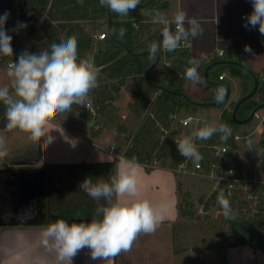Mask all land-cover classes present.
<instances>
[{"label": "trees", "instance_id": "16d2710c", "mask_svg": "<svg viewBox=\"0 0 264 264\" xmlns=\"http://www.w3.org/2000/svg\"><path fill=\"white\" fill-rule=\"evenodd\" d=\"M159 4V0H142L137 8L159 6ZM5 12L10 14L7 22L9 19L24 22L27 27L23 30L29 33L34 32L37 23L47 17L54 23L58 33L65 35L66 39L76 36L80 57L94 55L95 64L99 69V86L89 95V101L95 112L85 109L84 106L81 107L84 110L82 115L84 130L91 137H98L105 130H115L125 135L127 146L119 150L123 151L122 156L125 160L135 159L139 164H152L156 160L158 167L175 168L185 159L180 155L174 139L184 136L186 132L190 135L193 130L188 134L187 126H182L178 117L194 113L202 107L196 103L197 101H216L215 92L218 87H223L226 95L227 89L222 79H219L223 67H230L234 75L242 77L243 96L253 90L257 80L258 87L255 93L240 103L235 117L233 109L236 104L223 111L220 123L227 124L232 130L226 142L222 143L218 135H214L209 140L195 141L203 156L200 162L203 163L205 170L209 169L211 162H215L219 165L220 172L225 173L233 168L234 175L244 178L235 138L236 128L240 125V121L247 119L257 106L264 103V75L254 72V76L243 66L230 63V60L244 62L243 58L233 57L235 53H229L227 57H214L220 59L223 67L218 71L216 83L209 85L212 93L202 99H188L184 88L185 69L190 66L188 54L186 52L175 54L172 57L171 69L166 68L162 63L160 72L155 71L156 64L162 61V56L159 52L156 62L151 64L148 60V44L160 41L159 30L151 22L140 21L134 10L130 11L128 16H119L102 7L99 0H21L18 3L15 0H0V15ZM134 23L138 26L136 27ZM14 28L16 27L5 28L12 37L13 48L12 57H3L2 61L5 65L8 62H15L24 51L39 53L37 48L28 49L24 46L23 33L20 30L13 31ZM120 28L126 29L123 39L112 34L113 29L118 31ZM97 31H106V37L103 39L95 37ZM261 39L264 43V35H261ZM221 59L225 60L221 61ZM179 72L183 76H180ZM128 80H132L135 84L136 98L129 102L127 110L141 120L135 132L127 126L121 108L115 104ZM226 101L215 106L222 107ZM5 111L6 106L0 102L1 128L7 125ZM90 121H94V124L90 125ZM96 122H100L97 127ZM217 144L228 149L223 157L214 152L213 146ZM261 145L264 147V143L261 142ZM120 162L119 158H115L112 162L98 164L107 182L115 175L114 170ZM57 167L66 169L70 176L82 180L95 176L91 172L94 168L88 163L58 164ZM146 168L148 171L154 169ZM177 191L179 198H182L177 205L180 216L186 219H200L191 192L183 189L180 180ZM219 192L221 191L216 189L207 199L199 200L202 211L206 214V220L211 219L208 213L212 208L217 206L220 208L217 202ZM223 192L230 201L232 216L229 218L224 215L222 220L229 226L233 235L237 236L235 243L249 245L264 252V183L247 181L243 185L237 184L230 191ZM57 210L58 208L55 207L50 210L49 223L59 220L58 214H55Z\"/></svg>", "mask_w": 264, "mask_h": 264}, {"label": "crops", "instance_id": "0c3cea01", "mask_svg": "<svg viewBox=\"0 0 264 264\" xmlns=\"http://www.w3.org/2000/svg\"><path fill=\"white\" fill-rule=\"evenodd\" d=\"M159 3V6L136 8L134 11L139 17V9L163 7L165 9L164 15L169 19H172L177 12L183 11L188 19L197 20L203 29L202 35L195 38L189 36L186 39L189 42L188 47L179 51V53L186 52L190 61L195 62L199 77L203 81V83H193L187 79L185 80L184 88L188 98L202 99L212 93L209 85L216 83L218 71L223 67L220 59H214V57L219 58L218 51L220 50L224 51L222 56L227 57L229 53H235L237 55L234 54L232 55L233 57L245 60V63L235 60H230V63L236 65L244 64L253 73L257 72L262 76L264 75V43L261 39V34L258 28L252 29L243 26L245 23L244 17L252 11V5L249 0H159ZM140 21L153 23L152 19ZM154 26L159 30L160 34L161 25L154 24ZM95 37H97V34ZM246 45L251 49L250 52H245ZM2 60L1 64L4 67H8L11 63L8 62L5 65ZM162 63L163 61L156 64L155 68L157 69L155 71L160 72L159 68L163 65ZM221 74H224L222 83L229 90V96L222 107L216 106L218 112L215 118L219 120V123L223 111L231 108L233 104H236L243 97L242 77L234 75L230 67H223L219 76ZM128 82L130 85L127 93L129 100L126 106L122 109L117 105V101L115 102L121 108L126 124L128 118L132 116L130 111L127 110V106L129 102L136 98L134 94L135 84L132 80L126 82L119 98L123 93H126L125 89H127ZM197 102L204 103L205 101ZM215 105H200L202 107L194 113L183 114L178 117V121L186 116H192L193 120L189 127H194L195 130L199 126H203L202 121L210 118L206 114L201 115L199 110L204 107H215ZM81 107H79L80 127L83 125L82 115L84 113ZM85 109L87 108L85 107ZM257 112L260 113L259 110ZM252 119H256L257 123L254 126H246L247 134L259 132L263 139L264 121L255 116ZM252 119L247 122L240 121L236 131L242 125H249L248 123ZM139 121L141 122L140 119ZM93 123L94 121H90L89 124ZM71 126V123L59 113L47 126V135L51 137L50 140L47 137L42 138L38 145L29 144L19 151H16L9 143V141H12L11 134L4 135V139L8 140L7 142L5 141L8 155L0 158L5 162V166L0 167V264H67L66 261H58L56 253L49 248H45L42 243V233L48 225L56 222H48L50 210L53 207L58 208L55 213L58 214L57 218L61 217L59 214L61 205L58 203L60 185L56 182L58 181L60 184L66 175L73 179L75 183H82L84 180L70 176L66 169L57 167V165L69 163L91 164L92 168H94L91 172L95 176L88 178L93 183L100 179L107 182L98 164L112 162L115 158H119L118 155L123 154V151L118 148V145L121 146L119 143L104 141V146L95 143L94 140L102 139L101 137L106 130L98 137H91L85 132L84 127L81 129L79 127L74 131ZM127 126L129 127L128 124ZM58 134L62 136L60 140L54 142V138ZM185 135H187V132ZM12 136L15 137L14 134ZM236 136H238L237 133ZM0 137H3L1 132ZM238 137L240 138V136ZM246 138H248L247 135ZM262 139L261 142L263 143ZM112 148H114L113 151L111 150ZM122 160L125 159H120V161ZM139 165L140 168L137 175L138 197L150 201L148 198L153 195V200L150 202L167 205V211L161 224L172 225V223L183 219L177 209L176 174L167 167H156L148 171L145 165ZM117 166L114 170L115 174ZM29 175L31 176L28 179ZM22 177L26 178L23 179ZM67 184L70 187L73 186L70 182ZM76 186L74 185L73 187L76 189ZM71 199H73V196L70 197ZM34 217L37 218L34 220ZM63 220L70 224L82 221L90 222L88 219ZM200 243L203 249L207 246L201 240ZM226 247L227 256L223 259L224 264H264V252L260 249H254L249 245H238L235 242L228 243ZM194 259L197 261L195 264H206L203 262L207 261L205 257L194 256L193 259L189 260L190 263ZM119 261V264H189L185 263V258H177L176 256L164 258L148 256L123 257ZM213 261L216 263L217 259ZM116 263L117 258L115 257L112 264ZM72 264H103V262L101 260L93 261L90 258L89 250L83 249L73 258Z\"/></svg>", "mask_w": 264, "mask_h": 264}, {"label": "clouds", "instance_id": "9594fccd", "mask_svg": "<svg viewBox=\"0 0 264 264\" xmlns=\"http://www.w3.org/2000/svg\"><path fill=\"white\" fill-rule=\"evenodd\" d=\"M252 5L250 14L244 17L245 28H258L264 35V0H249ZM102 7L119 16H128L142 0H99ZM9 13L0 15V57H12V37L7 33L5 24ZM154 24L161 25L160 41L148 44V60L155 63L161 50L172 52L181 46L189 36L195 38L203 34V29L195 19H188L183 11L177 12L172 19L160 11L152 17ZM24 22H17L13 31L26 28ZM112 34L123 39L125 28ZM245 52H250L245 46ZM185 69L184 78L193 83H203L194 61ZM8 86L0 87V102L6 106V127L27 133L28 138L40 142L47 135V126L57 114L71 111L73 105L87 106L92 90L99 86V69L93 54L80 57L76 36L61 43H52L49 50L39 53L22 52L15 62L8 65ZM225 89L218 87L216 101L223 102ZM232 134L231 128L224 123L218 125L203 122L190 135L176 140L180 155L192 161L197 167L203 159L195 141H205L218 135L226 142ZM8 150L3 137H0V158L7 157ZM140 165L133 160H122L117 172L109 182L93 183L85 178L80 188L93 200L103 201L96 208V215L90 222L68 223L63 219L48 225L42 233L45 248L56 253L60 262L72 264L73 258L83 249H88L90 258L101 260L103 264L112 261L122 252L129 251L137 237L154 232L164 219L167 205L153 204L138 197L137 175ZM217 202L223 214L231 218L230 201L223 191L217 195Z\"/></svg>", "mask_w": 264, "mask_h": 264}, {"label": "rangeland", "instance_id": "374dc122", "mask_svg": "<svg viewBox=\"0 0 264 264\" xmlns=\"http://www.w3.org/2000/svg\"><path fill=\"white\" fill-rule=\"evenodd\" d=\"M15 1L18 3L21 0ZM157 10L164 14L165 9L163 7H155L154 9H139L138 12L140 16L138 19H152L154 12ZM53 24L54 23L47 17H44L37 23V29L34 32L29 33L23 29H20V31L23 33L22 44L28 49L33 47L37 48L40 52L41 50L50 51V46L52 43H61L62 41L67 40L64 37L65 35H60L58 33L57 28ZM16 25L17 21L9 19V21L5 24V28L11 26L16 27ZM99 33H101V31H97L95 35H98ZM7 69L8 67H4L0 60V87L8 86L11 90V80L7 76ZM129 86L130 85L128 82L127 89H125L126 93H123L116 102L117 105L122 109L126 106V103L129 100L127 96ZM79 107L80 105H73L71 111L60 113L64 116V119L71 123V129L74 131L80 127ZM259 111L260 114H263L264 108H261ZM199 112L201 115L206 114L210 117L205 120L206 122L214 125L219 124V120L215 118L218 112V108L216 106L209 108L204 107L200 109ZM205 121H202V123ZM140 123L141 122L139 119L133 116V114L127 120V124L129 125L130 129L133 130V132L138 129ZM256 123L257 120L252 119V121L248 123L249 125H242L236 131L237 135L240 136V138L237 140V149L241 156L244 178L247 181H252L255 178H264V147L261 145L262 137L259 132H253L251 134H247L248 132H246V126H254ZM99 125L100 122H96V127ZM81 128H83V125L80 127V129ZM192 130H194V127H186V131L189 132L188 134H190V131ZM0 132L3 138L5 134H11L12 141H9V143L13 148H15L16 151L27 147L29 144L38 145V143H40L30 140L28 138L29 134L21 132L19 129L9 130L8 128L3 129L0 127ZM13 134L15 137L12 136ZM246 135L248 138H246ZM61 136L62 135L60 134L56 135L54 142L56 140H60ZM168 137L170 136L168 135ZM101 138L102 139L99 138L94 140L95 143L103 146L105 145V142L119 143L121 146L118 145V148L122 149H125L127 146L125 135L119 134L114 130H106ZM4 166L5 162L0 159V167ZM169 169L171 170V168ZM176 176L177 190L178 181L180 180L183 189L189 190L191 192V197L195 203V208L198 210L201 216L200 219H186L182 217L183 219L172 223V225L165 223L160 224L159 227L152 233H141L129 251L122 252L116 257V264H119V260L123 257L131 258L137 256L156 258L176 256L177 258H185V263L189 264H195L197 262L195 261L196 258L191 263L189 260L193 259L194 256H200L203 258L205 257V260H207L203 263L224 264L223 259L227 256L226 245L228 243L236 242L237 236L233 235L229 226L222 220L224 214L219 206L212 208L209 211L208 214L211 216V219L206 220V214L202 211V204L199 202L201 198L204 200L207 199L212 194V192L216 190V187L217 190L224 191V184L222 182L216 183L215 181H211L208 178L197 174H177ZM99 181H102V179ZM69 182L73 184V186L77 185V188L75 189L73 186V188L68 186L69 184L67 183ZM56 183L60 185V196L58 203L61 205V209H59V214L61 217L59 218L88 219L91 221V219L96 215V208L100 206L103 201L98 202L93 200L85 191L80 188L81 183H75V181L68 175L65 176L60 184L58 181ZM177 195L178 204L181 202L182 198H179L180 195L178 194V191ZM72 196L74 200H70V197ZM148 199L152 201L153 195H151ZM35 218L37 217H34V220ZM200 240L202 243L207 244L204 249L203 247L201 248L202 244L200 243ZM214 259H217L216 263H214Z\"/></svg>", "mask_w": 264, "mask_h": 264}, {"label": "built area", "instance_id": "2783aa9c", "mask_svg": "<svg viewBox=\"0 0 264 264\" xmlns=\"http://www.w3.org/2000/svg\"><path fill=\"white\" fill-rule=\"evenodd\" d=\"M134 25L136 27L138 26L136 23H134ZM97 37L99 39L105 38L106 37V31L99 33L97 35ZM161 39H162V37L160 35V40ZM188 43L189 42L185 39L181 43V46L178 49H176L175 51H172V52H168V51H164V50L160 51L161 56H162V61L165 64V67H167L169 69H171L173 67L172 57L175 54H178L180 50L186 49L188 47ZM218 54L220 56H222V55H224V51L220 50V51H218ZM2 59H3V57H0V60H2ZM179 75L183 76L181 72H179ZM223 78H224V74H221L219 76V79H223ZM86 108L89 109L93 113L95 112L94 107L91 105L90 101H88ZM254 116L256 118L261 119V121H264V114H260L259 112L256 111ZM192 120H193L192 116H186L185 118H181L179 121H180V124H182V126H189ZM182 138H183V136L176 137L174 139L175 145H176V140H179ZM235 138L237 139L239 137L235 136ZM113 149L114 148H112L111 150L113 151ZM213 149H214L215 154L219 155L220 157H223L224 154L228 150L226 146H221L218 144L214 145ZM118 157L120 159L123 158L122 155H118ZM145 166L150 167V168L158 167L156 160H154L152 164H146ZM171 170L177 174H197V175H201L205 178H208L211 181H215L216 183L222 182L224 184V190H227V191H230L231 189H233L237 184L243 185L247 182V180L245 178H240V177H237L236 175H234L235 170L233 168H230L225 173L220 172L219 165L215 162H211L209 165V169L205 170L202 162H200V166L197 167L196 165H194L192 163V161L183 159L177 167L171 168ZM252 182H263L264 183V179L255 178L254 180H252ZM216 189H217V187H216Z\"/></svg>", "mask_w": 264, "mask_h": 264}, {"label": "water", "instance_id": "95a60500", "mask_svg": "<svg viewBox=\"0 0 264 264\" xmlns=\"http://www.w3.org/2000/svg\"><path fill=\"white\" fill-rule=\"evenodd\" d=\"M239 65L243 66V67L246 68L249 72H251L252 74H254V73L251 71V69L248 68L246 65H244V64H239ZM254 76H255V75H254ZM257 87H258V81L256 80V81H255V87L253 88V90H252L249 94H247V95L241 97V98L238 100V102L236 103V105H235V107H234V109H233L234 117H235L236 110H237L238 106L240 105V103H241L243 100H245V99L251 97V96L255 93ZM228 96H229V90H227L226 95H225V98H224L223 101L227 100ZM187 98H188V97H187ZM188 99H190V98H188ZM219 103H221V102H219ZM197 104H198V105H215V104H218V102H217V101H213V102H204V103H202V102H197ZM261 108H264V103L261 104V105H259V106H257V107L252 111L251 115H250L247 119L243 120L242 122L250 121V120L254 117L255 112L258 111V110H260ZM237 122H239V121L237 120ZM262 141H263V143H264V133H263V139H262Z\"/></svg>", "mask_w": 264, "mask_h": 264}, {"label": "flooded vegetation", "instance_id": "af4514ba", "mask_svg": "<svg viewBox=\"0 0 264 264\" xmlns=\"http://www.w3.org/2000/svg\"><path fill=\"white\" fill-rule=\"evenodd\" d=\"M31 175H29L28 179L30 178ZM23 179H25L26 177H22Z\"/></svg>", "mask_w": 264, "mask_h": 264}]
</instances>
